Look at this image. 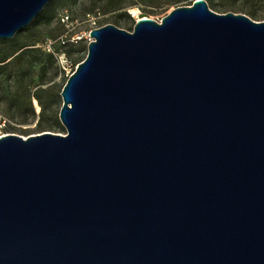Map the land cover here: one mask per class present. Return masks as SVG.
<instances>
[{"label": "water", "instance_id": "water-1", "mask_svg": "<svg viewBox=\"0 0 264 264\" xmlns=\"http://www.w3.org/2000/svg\"><path fill=\"white\" fill-rule=\"evenodd\" d=\"M52 0H0V40ZM66 135L0 139V264H264V22L206 0L94 29Z\"/></svg>", "mask_w": 264, "mask_h": 264}, {"label": "rangeland", "instance_id": "rangeland-1", "mask_svg": "<svg viewBox=\"0 0 264 264\" xmlns=\"http://www.w3.org/2000/svg\"><path fill=\"white\" fill-rule=\"evenodd\" d=\"M195 1L127 0L123 6L124 10L115 12L108 10L103 0H57L47 9L45 19L29 31L19 32L13 39L17 40V44L32 45L25 47L26 51L45 41L56 40L68 30L60 21L61 17L66 15L79 22L74 31L77 35L106 25H115L132 33L138 20L149 18L161 23L176 8L192 6ZM206 1L215 13L243 14L250 17L248 14L254 12L255 18H250L256 22H264V0ZM88 15L95 17V25L94 21H89ZM73 27L70 26L69 29ZM11 40H0V61L7 57L5 64L9 65L5 75L0 77V112L13 123L9 133L24 139L42 133L66 135V129L60 121L63 106L61 94L78 65L87 58L89 41L84 38L78 44H71L63 49L73 63L72 71H64L59 67L56 58L54 57L53 61L48 59L45 52L38 57L27 55L22 61H18L16 56H13V44L8 43ZM38 89L44 91L43 101L46 109H43V115L21 116L18 113V103H21L26 95L32 96ZM57 123H60V126Z\"/></svg>", "mask_w": 264, "mask_h": 264}, {"label": "trees", "instance_id": "trees-1", "mask_svg": "<svg viewBox=\"0 0 264 264\" xmlns=\"http://www.w3.org/2000/svg\"><path fill=\"white\" fill-rule=\"evenodd\" d=\"M55 1H57V0H52L50 2V4L46 7V9L39 15V17L29 27L25 28L21 32L29 31L31 28L36 26L39 21L45 19V14L47 12V9L49 7H51ZM103 1H105V7L108 10H114L115 12H122L124 10L123 6L125 5L127 0H103ZM210 1H212V0H210ZM248 15L252 18H255V16H256V14L254 12L249 13ZM3 42H7V41H3ZM8 43L13 44V47H14L13 56H16L15 58H17L18 61H22L24 59V57L27 55L33 54V55H36V57H38L40 54L45 52L43 49L37 48V47L31 49L30 51H26V50H24L25 47L32 46V45L17 44L16 39L8 41ZM45 53L47 54L48 59H50L52 61L54 60V56L52 54H49L47 52H45ZM6 59H7V57H4L0 61V77L5 75V73L7 72L8 68H9V65L5 64ZM43 92L44 91L42 89H38L32 94V96L26 95L23 98V100L21 101V103H18V113L21 116H25V117L26 116L37 117L36 108H35L34 103H33V99H35L37 101L39 107L41 108L40 116L43 115V109H46V104L43 101ZM30 97H32V98H30ZM39 102H40V104H39ZM57 124H58V126H60V123H57Z\"/></svg>", "mask_w": 264, "mask_h": 264}, {"label": "built area", "instance_id": "built-area-1", "mask_svg": "<svg viewBox=\"0 0 264 264\" xmlns=\"http://www.w3.org/2000/svg\"><path fill=\"white\" fill-rule=\"evenodd\" d=\"M88 18H90L89 21H94L93 24L95 25V17L92 15H88ZM61 24L66 27L68 30L64 35L57 38L56 40H49L45 41L43 43H40L37 48L43 49L45 52L52 54L56 60L59 63V67L64 71H72L73 70V63L69 59L67 53L63 50L64 48L68 47L71 44H78L79 41L86 38L89 41V44L93 41V39L90 37L91 32L96 29L90 30L89 32L77 35L74 33L76 30V27L79 26L78 21L71 20L68 15L61 17L60 19ZM70 26H74L72 29H69ZM34 106L36 108V115L37 117L41 114V108L39 107L37 101L33 99ZM13 126V123L0 112V139L10 135L9 131L11 127Z\"/></svg>", "mask_w": 264, "mask_h": 264}]
</instances>
